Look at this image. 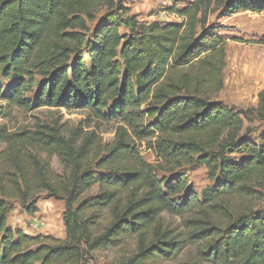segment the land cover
<instances>
[{"label": "trees", "instance_id": "trees-1", "mask_svg": "<svg viewBox=\"0 0 264 264\" xmlns=\"http://www.w3.org/2000/svg\"><path fill=\"white\" fill-rule=\"evenodd\" d=\"M211 2L227 16L264 11V0H192L170 8L180 21L144 23L122 0H0V80L12 82L7 92L0 87V100L88 109L123 123L94 158L92 133L0 124V264H86L105 248L125 249L114 264H163L187 248L195 249L187 264H264V212L252 186L264 181V137L246 139L250 128L239 135L241 113L210 100L222 88L226 57V41L204 28ZM258 98L264 120V91ZM134 139L150 140L159 163L145 161ZM230 151L241 158L228 160ZM196 155L216 181L202 196L185 175H157ZM52 156L61 174L51 171ZM94 185L97 193L85 197ZM42 193L64 201V241L7 224L11 200L33 214ZM165 214L181 219L180 230L165 225Z\"/></svg>", "mask_w": 264, "mask_h": 264}, {"label": "rangeland", "instance_id": "rangeland-1", "mask_svg": "<svg viewBox=\"0 0 264 264\" xmlns=\"http://www.w3.org/2000/svg\"><path fill=\"white\" fill-rule=\"evenodd\" d=\"M213 1V0H212ZM130 14H135L140 22L159 21L177 22L180 18L170 8H183L192 0H122ZM207 11V19L204 28H214L226 41L225 67L222 72V88L217 92L209 94L210 100L222 106H227L241 113L242 128L239 135H243L247 128L246 139L253 142L261 141L264 137V120L257 115L259 105L258 94L264 91V43L260 39L264 37V11L252 13L243 11L227 16L223 14L220 7L211 2ZM104 9H100L95 19L88 23L91 33L102 17ZM198 26L197 34L202 30ZM124 30V29H121ZM11 81L0 80V87L4 92L8 91ZM33 94L25 97L33 98ZM0 106L4 107V115L0 117V124H4L10 131L16 132L22 129L34 130L36 124L61 127L62 133L69 136L77 129L83 135L93 134V149L90 158L101 154L111 145L116 136L117 129L123 125L119 120H103L88 109H66L55 107H37L25 109L17 106H8L0 100ZM102 112H107L104 109ZM145 121L144 125L146 122ZM150 140L134 139V146L142 158L156 165L159 163L154 150L151 148ZM1 147V146H0ZM233 150V149H231ZM228 160L238 161L240 153L230 151L224 154ZM198 155L189 164L175 169L173 172L158 170L157 175L171 178L176 175H185L188 180V188L199 197L203 191L215 186V180L210 177L207 167L199 163ZM50 169L54 174L62 173V164L58 157L50 159ZM97 175L104 172L95 171ZM252 186L257 190L254 207L264 212V181L256 182ZM98 187L94 185L86 192L85 197L97 193ZM178 198V197H177ZM11 208L8 213L7 224L12 229H20L29 236H49L56 241H64L66 237L63 223L64 201L49 197L45 193L39 195L36 201L37 211L33 214L27 213L16 200L10 201ZM165 225L168 228L180 230V218L174 215H164ZM109 221L107 214L100 219L101 227ZM127 250L134 248V242L127 243ZM125 249L105 248L91 253L86 264H114L124 255ZM195 252L194 248H187L174 259L163 264H187L188 256ZM188 255V256H187ZM203 264H211L205 262Z\"/></svg>", "mask_w": 264, "mask_h": 264}]
</instances>
